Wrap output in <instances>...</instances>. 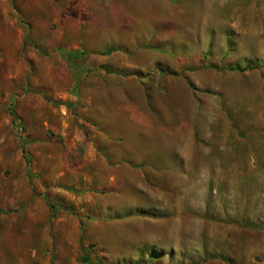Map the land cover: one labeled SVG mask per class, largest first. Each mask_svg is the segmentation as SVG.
<instances>
[{"label":"rangeland","instance_id":"rangeland-1","mask_svg":"<svg viewBox=\"0 0 264 264\" xmlns=\"http://www.w3.org/2000/svg\"><path fill=\"white\" fill-rule=\"evenodd\" d=\"M86 261L264 264V0H0V264Z\"/></svg>","mask_w":264,"mask_h":264},{"label":"trees","instance_id":"trees-1","mask_svg":"<svg viewBox=\"0 0 264 264\" xmlns=\"http://www.w3.org/2000/svg\"><path fill=\"white\" fill-rule=\"evenodd\" d=\"M109 53V51H106L105 54ZM80 55L79 52H74L72 54H69V57H78ZM231 70H235V68H231ZM242 70V69H241ZM86 264H88V262L86 261Z\"/></svg>","mask_w":264,"mask_h":264}]
</instances>
